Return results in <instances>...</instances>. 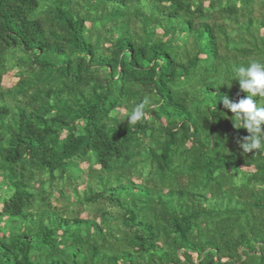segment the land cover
<instances>
[{
    "label": "trees",
    "instance_id": "16d2710c",
    "mask_svg": "<svg viewBox=\"0 0 264 264\" xmlns=\"http://www.w3.org/2000/svg\"><path fill=\"white\" fill-rule=\"evenodd\" d=\"M251 61L264 0H0V264H264Z\"/></svg>",
    "mask_w": 264,
    "mask_h": 264
},
{
    "label": "clouds",
    "instance_id": "9594fccd",
    "mask_svg": "<svg viewBox=\"0 0 264 264\" xmlns=\"http://www.w3.org/2000/svg\"><path fill=\"white\" fill-rule=\"evenodd\" d=\"M233 80L239 82L241 91L247 93V96L238 102L225 96L223 104L234 114V127L246 129L249 133L241 142L243 153L264 151V62L251 61L246 66L235 68ZM255 97L261 98L259 103L254 101ZM143 107L139 105L133 109L129 123L143 117ZM219 114L227 117L225 112Z\"/></svg>",
    "mask_w": 264,
    "mask_h": 264
},
{
    "label": "rangeland",
    "instance_id": "374dc122",
    "mask_svg": "<svg viewBox=\"0 0 264 264\" xmlns=\"http://www.w3.org/2000/svg\"><path fill=\"white\" fill-rule=\"evenodd\" d=\"M15 73L16 72H13L11 73L10 75H7L3 78V85L5 87H12L16 84L17 82V79H16V76H15Z\"/></svg>",
    "mask_w": 264,
    "mask_h": 264
}]
</instances>
